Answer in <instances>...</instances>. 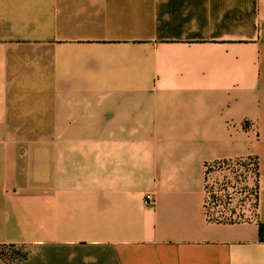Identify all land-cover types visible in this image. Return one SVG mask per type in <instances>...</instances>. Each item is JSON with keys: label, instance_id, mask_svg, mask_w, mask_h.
Masks as SVG:
<instances>
[{"label": "crops", "instance_id": "crops-1", "mask_svg": "<svg viewBox=\"0 0 264 264\" xmlns=\"http://www.w3.org/2000/svg\"><path fill=\"white\" fill-rule=\"evenodd\" d=\"M261 222L264 0H0V264H264Z\"/></svg>", "mask_w": 264, "mask_h": 264}, {"label": "built area", "instance_id": "built-area-1", "mask_svg": "<svg viewBox=\"0 0 264 264\" xmlns=\"http://www.w3.org/2000/svg\"><path fill=\"white\" fill-rule=\"evenodd\" d=\"M228 183L231 186V189L229 190H226L225 188L219 189L216 186L214 188H210L208 186L206 205L211 215L226 218L232 217L234 216L236 211H238V208L236 207L239 206V204L244 205L246 203L248 192L246 190L245 173L236 172V180H230V182ZM211 196L214 197V200L212 201L213 205L210 207ZM152 199V193L146 194L145 202H151ZM220 206H222L223 208L218 210V207ZM212 209H215V211H212Z\"/></svg>", "mask_w": 264, "mask_h": 264}, {"label": "rangeland", "instance_id": "rangeland-1", "mask_svg": "<svg viewBox=\"0 0 264 264\" xmlns=\"http://www.w3.org/2000/svg\"><path fill=\"white\" fill-rule=\"evenodd\" d=\"M220 169L222 170L220 173V177H217V179L215 180V182H213L210 186H215L219 189H223L225 188L226 190H229V183L230 182V176H232V174H235V170L233 169V166L228 164V162H225L223 164L220 165ZM248 175V172L246 171V176ZM212 182V181H211ZM214 200V197L211 196L210 199V207L213 205L212 201ZM223 207L220 206L218 207L219 209H222ZM235 210V208H234ZM212 211H215V209H212ZM240 211H242V208L240 209Z\"/></svg>", "mask_w": 264, "mask_h": 264}, {"label": "trees", "instance_id": "trees-1", "mask_svg": "<svg viewBox=\"0 0 264 264\" xmlns=\"http://www.w3.org/2000/svg\"><path fill=\"white\" fill-rule=\"evenodd\" d=\"M260 235L262 238H264V223L263 222L260 223ZM26 254L27 252L26 253L24 252L20 254V256L22 257V256H25Z\"/></svg>", "mask_w": 264, "mask_h": 264}]
</instances>
